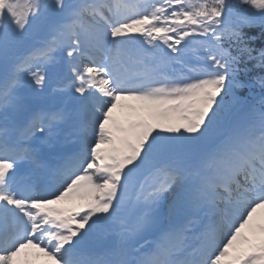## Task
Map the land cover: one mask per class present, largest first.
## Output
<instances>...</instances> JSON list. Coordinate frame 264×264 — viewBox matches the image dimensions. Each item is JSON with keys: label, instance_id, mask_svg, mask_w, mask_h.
Instances as JSON below:
<instances>
[{"label": "snow or ice", "instance_id": "snow-or-ice-1", "mask_svg": "<svg viewBox=\"0 0 264 264\" xmlns=\"http://www.w3.org/2000/svg\"><path fill=\"white\" fill-rule=\"evenodd\" d=\"M0 264H264V0H0Z\"/></svg>", "mask_w": 264, "mask_h": 264}]
</instances>
